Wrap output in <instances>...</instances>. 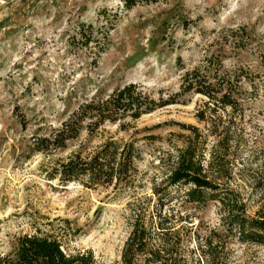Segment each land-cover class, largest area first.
Returning a JSON list of instances; mask_svg holds the SVG:
<instances>
[{"label": "rangeland", "instance_id": "rangeland-1", "mask_svg": "<svg viewBox=\"0 0 264 264\" xmlns=\"http://www.w3.org/2000/svg\"><path fill=\"white\" fill-rule=\"evenodd\" d=\"M131 1L0 0V255L14 251L19 235L37 233L57 237L68 253L91 250L95 264H123L130 195L87 187V177L65 184L47 171L53 160L88 155L112 138L140 150L131 185H141V194L164 185L187 139L182 123L204 126L196 113L205 97L180 94L184 67L212 52L225 53L226 68L244 77L221 188L239 193L248 219L264 218V0ZM130 82L158 101L178 102L136 120L84 127L49 155L32 150L34 134L49 133L86 99ZM169 207L188 219L187 264H207L199 242L209 239L211 247H203L217 264H264V244L230 232L219 199Z\"/></svg>", "mask_w": 264, "mask_h": 264}, {"label": "trees", "instance_id": "trees-1", "mask_svg": "<svg viewBox=\"0 0 264 264\" xmlns=\"http://www.w3.org/2000/svg\"><path fill=\"white\" fill-rule=\"evenodd\" d=\"M82 26L85 28L86 25ZM88 29L92 30V27L88 26ZM83 36L87 46L91 39L89 35ZM224 60L225 53L212 52L199 64L184 67L180 94L205 97L196 113L198 122L204 126L201 129L194 124L182 123V128L188 132L187 139L177 148L164 185H153L151 192L146 194L139 191L141 185H131L141 156L134 141L109 138L88 155L74 153L51 162L47 171L50 179L66 184L87 177V187H112L114 191L130 195L132 230L123 248V264H187L182 252V222L188 219L170 209L174 200L184 204L219 199L223 211L221 218L224 225L227 222L229 231L238 232L243 240L264 244V218L248 219L239 193L229 187L222 189L223 184L219 181L228 172L227 159L238 135L234 125L238 106L242 104L239 94L244 78L237 69H227ZM177 102L158 101L142 85L130 82L115 88L108 96L94 95L86 99L49 133L34 134L32 150L49 155L66 148L84 127H98L125 117L136 120ZM211 244V239L204 244L199 242L206 263L217 264L212 253L208 251L207 254L203 247L210 248ZM0 264H95V257L91 250L66 252L55 236L27 233L17 237L13 252L0 255Z\"/></svg>", "mask_w": 264, "mask_h": 264}]
</instances>
